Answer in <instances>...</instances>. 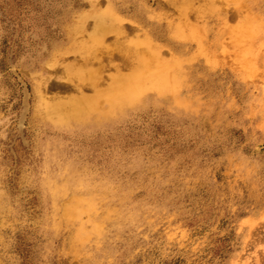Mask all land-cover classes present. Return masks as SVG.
<instances>
[{
  "label": "rangeland",
  "instance_id": "1",
  "mask_svg": "<svg viewBox=\"0 0 264 264\" xmlns=\"http://www.w3.org/2000/svg\"><path fill=\"white\" fill-rule=\"evenodd\" d=\"M148 46L171 82L57 114ZM0 264H264V0H0Z\"/></svg>",
  "mask_w": 264,
  "mask_h": 264
},
{
  "label": "bare ground",
  "instance_id": "2",
  "mask_svg": "<svg viewBox=\"0 0 264 264\" xmlns=\"http://www.w3.org/2000/svg\"><path fill=\"white\" fill-rule=\"evenodd\" d=\"M119 30V23L114 17L109 14L102 15L96 21L93 32L90 35V41L78 44L80 51L91 53L100 47L101 42L105 37L111 33ZM253 33V25H246L241 31L240 35L238 30L233 31L232 39L234 36L239 37L250 35ZM135 47V46H134ZM146 51L148 56L140 58V66L142 69H149L145 73L139 72L131 76L115 77L106 90L97 91L93 97H77L70 99L69 103L61 104L58 108V115H63V119L67 121L87 122L91 119H99L106 114L105 109H115L129 107L134 103L141 94L148 88H160L163 84L171 82L174 75L169 68H162L160 70L150 69V64L153 61L154 54L151 53L150 46ZM129 49H127L128 51ZM132 54L139 55L138 51H132ZM108 105L103 107L102 105Z\"/></svg>",
  "mask_w": 264,
  "mask_h": 264
},
{
  "label": "trees",
  "instance_id": "3",
  "mask_svg": "<svg viewBox=\"0 0 264 264\" xmlns=\"http://www.w3.org/2000/svg\"><path fill=\"white\" fill-rule=\"evenodd\" d=\"M13 16V15H12Z\"/></svg>",
  "mask_w": 264,
  "mask_h": 264
}]
</instances>
